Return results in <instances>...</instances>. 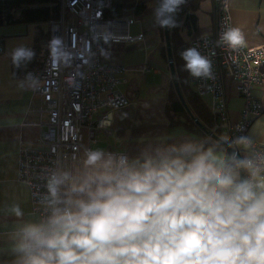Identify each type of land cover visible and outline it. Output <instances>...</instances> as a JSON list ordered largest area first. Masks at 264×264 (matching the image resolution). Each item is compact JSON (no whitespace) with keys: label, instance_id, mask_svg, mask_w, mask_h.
<instances>
[{"label":"clouds","instance_id":"obj_1","mask_svg":"<svg viewBox=\"0 0 264 264\" xmlns=\"http://www.w3.org/2000/svg\"><path fill=\"white\" fill-rule=\"evenodd\" d=\"M185 2L160 0L159 26L177 27ZM220 42L235 49L244 37L229 28ZM33 56L21 47L12 59L19 66ZM181 56L192 77L214 79L197 48ZM141 145L136 155L89 148L71 166L45 168L39 214L26 220L19 204L8 209L12 264H264V151L247 136Z\"/></svg>","mask_w":264,"mask_h":264},{"label":"built area","instance_id":"obj_2","mask_svg":"<svg viewBox=\"0 0 264 264\" xmlns=\"http://www.w3.org/2000/svg\"><path fill=\"white\" fill-rule=\"evenodd\" d=\"M51 1L59 5L60 13L47 22L49 52L40 69L20 77L34 85V96L40 101L36 110L38 139L21 144L18 163V181L29 188L35 215L39 214L36 194L43 191L42 171L57 160L68 166L75 164L85 149L97 144V134L110 123V112L130 104L120 89L127 69L105 61L113 44L144 40V35H129L134 19H105L113 0ZM213 2V32L192 38L188 48H197L212 61L214 79L191 75L189 79L199 97H211L209 110L229 139L235 140L248 137L252 123L263 112L254 92L264 84V45L248 47L244 42L233 49L220 42L222 31L233 28L229 0ZM3 52L4 40L0 38V55ZM147 71V66L141 69L142 74ZM228 82L237 87L244 101L236 123L229 119ZM104 122L107 124L101 126ZM253 148L264 151V145L256 141ZM248 154L244 151V156Z\"/></svg>","mask_w":264,"mask_h":264},{"label":"crops","instance_id":"obj_3","mask_svg":"<svg viewBox=\"0 0 264 264\" xmlns=\"http://www.w3.org/2000/svg\"><path fill=\"white\" fill-rule=\"evenodd\" d=\"M211 3L209 17L208 13L200 14V6L196 27L182 29L184 41L189 43L194 37L213 32V0ZM229 6L232 26L241 31L245 44L248 47L264 45V0H229ZM157 7V0H125L124 20L134 19L129 35H144V40L115 43L106 57L107 63L127 69L121 76L124 82L120 89L130 104L110 112V123L97 134V144L93 148L136 155L142 140L194 135L182 126L171 127L169 124L167 93L173 81L165 35L160 32L155 16ZM138 8L140 13L136 11ZM44 28L49 33L47 23ZM37 31L36 25L0 27V38L4 40V52L0 55V264H12L14 259L9 233L16 218L8 211L10 206L19 204L26 220L37 216L33 213L29 188L18 181V163L21 144H33L38 139L36 110L40 101L34 96V85L12 73L13 52L21 47L31 49ZM44 49L49 52V45L43 46ZM144 66L148 71L142 74ZM226 92L229 119L236 123L241 118L244 101L237 87L230 82L226 84ZM254 97L262 104L263 112L252 123L248 137L264 145V84L256 88ZM203 101L209 108L211 97L207 96Z\"/></svg>","mask_w":264,"mask_h":264},{"label":"trees","instance_id":"obj_4","mask_svg":"<svg viewBox=\"0 0 264 264\" xmlns=\"http://www.w3.org/2000/svg\"><path fill=\"white\" fill-rule=\"evenodd\" d=\"M204 1L186 0L175 16L177 27L169 29L176 75L186 107L181 103L174 84H172L167 93L166 113L171 127L182 126L190 133L201 138H212V135H215L218 138L223 137L230 140L228 135L220 128L217 118L195 92L189 79L190 73L185 70V62L181 56V53L188 49L189 44L182 38L181 31L185 26L196 27V13ZM159 4L160 0H157L158 7ZM136 11L140 13V8ZM59 13V5L51 0H0V27L36 25L38 30L30 49L34 53L33 58L30 61L21 62L19 66L13 63V76L21 77L27 71L38 70L42 67L48 53V50H42V47L49 45L50 38L44 25L52 18L57 17ZM124 18L125 0H113V7L105 13V19L116 21ZM159 29L164 36V28L159 26ZM38 53L40 55L36 57ZM241 154L244 157V151Z\"/></svg>","mask_w":264,"mask_h":264},{"label":"water","instance_id":"obj_5","mask_svg":"<svg viewBox=\"0 0 264 264\" xmlns=\"http://www.w3.org/2000/svg\"><path fill=\"white\" fill-rule=\"evenodd\" d=\"M164 31H165L166 48H167L168 58H169V61H170V71H171V75H172V81H173L174 87L176 89V92L178 94V97H179L181 103L186 107V103H185V100L183 98V95H182V92H181V89H180V86H179V83H178L176 70H175V64H174V61H173L172 44H171V32H170L169 28H164ZM212 138L213 139H220V138H218L215 135H212ZM225 147H227V146L225 145ZM227 151L229 153H231L233 151V149L232 148H227ZM237 152L239 153L240 157L243 158L241 153L239 151H237Z\"/></svg>","mask_w":264,"mask_h":264},{"label":"rangeland","instance_id":"obj_6","mask_svg":"<svg viewBox=\"0 0 264 264\" xmlns=\"http://www.w3.org/2000/svg\"><path fill=\"white\" fill-rule=\"evenodd\" d=\"M212 3L211 0H207L202 6H201V11L200 14L203 15L204 13L209 17V12L211 11Z\"/></svg>","mask_w":264,"mask_h":264}]
</instances>
